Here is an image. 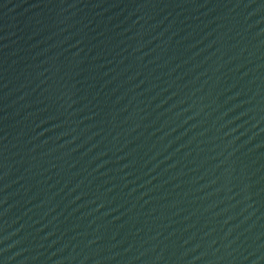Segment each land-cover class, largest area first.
<instances>
[{
	"label": "water",
	"instance_id": "obj_1",
	"mask_svg": "<svg viewBox=\"0 0 264 264\" xmlns=\"http://www.w3.org/2000/svg\"><path fill=\"white\" fill-rule=\"evenodd\" d=\"M0 264H264V0H0Z\"/></svg>",
	"mask_w": 264,
	"mask_h": 264
}]
</instances>
